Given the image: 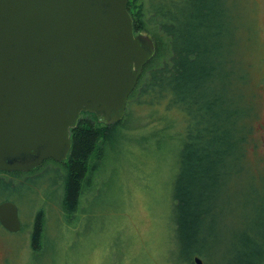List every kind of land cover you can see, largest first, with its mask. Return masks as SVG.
Returning <instances> with one entry per match:
<instances>
[{
  "label": "trees",
  "instance_id": "16d2710c",
  "mask_svg": "<svg viewBox=\"0 0 264 264\" xmlns=\"http://www.w3.org/2000/svg\"><path fill=\"white\" fill-rule=\"evenodd\" d=\"M131 1L134 29L154 39L156 53L143 67L125 116L136 112L135 104L158 108L163 100L179 115L166 126L177 133H165L180 150L175 217L184 249L195 252L186 260L196 264L198 255L203 264H264V136L256 135L258 122L264 129V69L254 44H240L250 28L255 32V22L231 11L228 0H160L151 9L141 4L136 14ZM126 117L105 125L82 112L71 129L61 173L68 212L78 210L85 188L99 185L103 147ZM35 169L0 170V202L25 191ZM44 221L40 210L34 249L42 246Z\"/></svg>",
  "mask_w": 264,
  "mask_h": 264
},
{
  "label": "water",
  "instance_id": "95a60500",
  "mask_svg": "<svg viewBox=\"0 0 264 264\" xmlns=\"http://www.w3.org/2000/svg\"><path fill=\"white\" fill-rule=\"evenodd\" d=\"M128 1L0 0V170L66 160L82 112L105 125L125 117L156 53ZM0 224L22 229L14 201L0 202Z\"/></svg>",
  "mask_w": 264,
  "mask_h": 264
},
{
  "label": "rangeland",
  "instance_id": "374dc122",
  "mask_svg": "<svg viewBox=\"0 0 264 264\" xmlns=\"http://www.w3.org/2000/svg\"><path fill=\"white\" fill-rule=\"evenodd\" d=\"M158 1L132 0V12L141 4L151 9ZM228 3L231 11L255 22L256 33L250 28L240 44H254L264 69V0ZM160 104H135L136 112L110 130L97 171L99 185L95 191L85 188L77 211L70 213L62 204V161L46 159L29 173L26 190L9 199L18 205L22 229L10 232L0 224V264H190L186 258L195 252L184 249L175 217L180 150L165 133H177L166 126L179 115L166 110L165 100ZM165 111L169 113L162 117ZM259 123L256 135L263 138ZM95 160L94 154L91 166ZM40 210L44 238L41 248L34 249L32 233ZM208 251L217 252L216 247Z\"/></svg>",
  "mask_w": 264,
  "mask_h": 264
},
{
  "label": "flooded vegetation",
  "instance_id": "af4514ba",
  "mask_svg": "<svg viewBox=\"0 0 264 264\" xmlns=\"http://www.w3.org/2000/svg\"><path fill=\"white\" fill-rule=\"evenodd\" d=\"M62 162H64V161H62Z\"/></svg>",
  "mask_w": 264,
  "mask_h": 264
}]
</instances>
